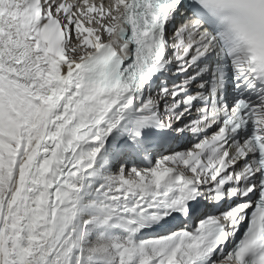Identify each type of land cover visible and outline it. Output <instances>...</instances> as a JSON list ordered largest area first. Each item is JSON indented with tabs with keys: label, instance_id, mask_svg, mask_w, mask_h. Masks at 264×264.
Here are the masks:
<instances>
[{
	"label": "snow or ice",
	"instance_id": "1",
	"mask_svg": "<svg viewBox=\"0 0 264 264\" xmlns=\"http://www.w3.org/2000/svg\"><path fill=\"white\" fill-rule=\"evenodd\" d=\"M0 264H264V0H0Z\"/></svg>",
	"mask_w": 264,
	"mask_h": 264
},
{
	"label": "bare ground",
	"instance_id": "2",
	"mask_svg": "<svg viewBox=\"0 0 264 264\" xmlns=\"http://www.w3.org/2000/svg\"><path fill=\"white\" fill-rule=\"evenodd\" d=\"M106 22H107V21H106ZM99 26H100V25H99ZM91 27H93V28H94L95 26L92 24V26H91Z\"/></svg>",
	"mask_w": 264,
	"mask_h": 264
}]
</instances>
